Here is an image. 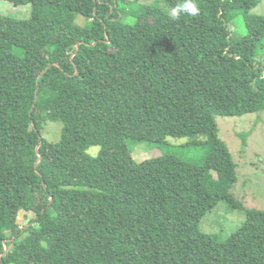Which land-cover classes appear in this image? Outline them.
<instances>
[{
    "label": "trees",
    "instance_id": "obj_1",
    "mask_svg": "<svg viewBox=\"0 0 264 264\" xmlns=\"http://www.w3.org/2000/svg\"><path fill=\"white\" fill-rule=\"evenodd\" d=\"M5 1L32 12L0 16V264H264V210L224 240L200 229L222 201L242 209L216 117L264 111L261 0H197L177 20L181 0ZM167 137H201L204 162L134 161L130 143Z\"/></svg>",
    "mask_w": 264,
    "mask_h": 264
},
{
    "label": "rangeland",
    "instance_id": "obj_2",
    "mask_svg": "<svg viewBox=\"0 0 264 264\" xmlns=\"http://www.w3.org/2000/svg\"><path fill=\"white\" fill-rule=\"evenodd\" d=\"M141 3L154 4L168 10L165 0H140ZM123 6H121V9ZM32 7L30 3L23 6H14L5 0H0V16H10L18 20L31 18ZM251 13L264 15V0L251 10ZM133 19H126L133 23ZM77 23L81 26L85 21L78 17ZM231 38L234 42L246 34V28L240 17L234 18L229 25ZM257 62L264 67V42ZM218 136L230 150L234 162L238 182L231 190L233 198L242 205V209L232 208L225 201L218 203L208 212L200 222V229L212 236L224 240L235 233L246 221V210H264V111L250 113L241 117H216ZM60 122H47L43 124L42 135L50 141L56 142L61 133ZM246 137V144L243 142ZM201 137H167L163 146L150 145L145 142L130 143L132 157L135 162L141 163L162 154H171L193 163H202L206 158L203 145H193L194 140L200 141ZM90 149V148H89ZM88 153V151H87ZM97 154L94 155L97 156ZM219 152H214L208 160L207 166L214 174L213 166ZM93 156V155H91ZM207 161V160H206ZM215 175V174H214ZM21 226L25 227V215L20 217Z\"/></svg>",
    "mask_w": 264,
    "mask_h": 264
},
{
    "label": "clouds",
    "instance_id": "obj_3",
    "mask_svg": "<svg viewBox=\"0 0 264 264\" xmlns=\"http://www.w3.org/2000/svg\"><path fill=\"white\" fill-rule=\"evenodd\" d=\"M200 9L197 4V0H181L175 7H173L169 13L170 18L173 20L179 19L181 14H186L192 17L198 16ZM100 151V146L95 145L88 149L89 155H95Z\"/></svg>",
    "mask_w": 264,
    "mask_h": 264
},
{
    "label": "water",
    "instance_id": "obj_4",
    "mask_svg": "<svg viewBox=\"0 0 264 264\" xmlns=\"http://www.w3.org/2000/svg\"><path fill=\"white\" fill-rule=\"evenodd\" d=\"M6 251H7V249H6Z\"/></svg>",
    "mask_w": 264,
    "mask_h": 264
}]
</instances>
